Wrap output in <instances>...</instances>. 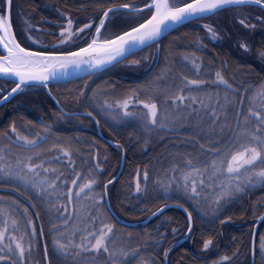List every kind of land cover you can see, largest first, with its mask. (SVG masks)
I'll list each match as a JSON object with an SVG mask.
<instances>
[{"label":"snow or ice","instance_id":"snow-or-ice-1","mask_svg":"<svg viewBox=\"0 0 264 264\" xmlns=\"http://www.w3.org/2000/svg\"><path fill=\"white\" fill-rule=\"evenodd\" d=\"M13 3L14 0H0V78H11L14 84L10 89L0 90V101L6 102L16 93L39 86L55 100L57 111L49 122L42 114L38 123L28 121L18 128L13 120L7 129L0 131V190L12 193L0 196V264H167L175 240L173 245L163 248V259L158 257L167 236V230L160 228L169 221L161 219L154 231H145L139 241L133 240L132 232H117L116 224L120 221L108 215L110 209L105 204L108 185L115 177L104 182L103 191H96L100 187L97 174L103 168L99 150L93 151L94 142L90 141L88 155L84 156L82 149L73 144L79 137L63 138L65 142L61 143L62 138L54 133V128L57 121L66 117L87 116L97 126L101 123L98 117H103L113 131L135 119L146 135L152 130L180 132L185 127L190 130L188 140L196 146L195 151L173 154L175 162L158 172L151 185L152 193L165 201L175 200L186 213L184 236L192 233L193 211L181 201L189 202L194 211L216 220L232 201L250 194L258 186L264 188V81L255 91L242 81L237 82L234 73L230 82L226 78L225 61L213 72L214 62L210 60L205 65L203 57L196 54L205 47L199 37L190 45L195 51L169 52L164 67L150 79L120 92L116 91L115 83L89 92V81H85L84 87L70 89L69 102L79 106L83 101L87 105L84 112L65 111L49 88L50 83H68L69 79L92 76L144 48L151 49L152 45L156 48L128 60L127 64L138 66L148 62L150 56L155 63L161 47L159 41L175 28L226 7L256 5L264 10V0H129L127 3L95 0V15L86 18L87 22L79 27L75 25L80 17L74 18L71 9H57L60 23L52 31L25 20L20 32L12 23ZM87 7L82 3L78 11ZM121 13L124 15H118ZM247 19V14H237L234 22L245 29H254L255 25L247 23ZM255 19L264 24V16ZM117 21L123 27H114L106 33L105 29ZM202 27L212 40L219 38L211 25ZM33 31L53 36L54 40L46 42L43 36H33ZM239 47L250 50L243 38ZM255 55L264 62V47ZM169 56L173 61L179 57V67L174 68ZM193 116L196 120L190 123ZM50 139L48 147H41ZM114 143L123 151L119 140ZM77 159L81 161L79 170ZM150 179L146 166L141 183L137 168L133 178L137 196L149 195ZM169 206L161 203L150 215H160ZM258 207H264V196L253 202V212ZM42 215L48 217L47 235L43 228L37 232L35 227ZM255 219L264 220V212ZM230 220V216H225L220 223ZM252 230L254 236L255 225ZM178 231L179 227L171 229L173 234ZM41 241H45L42 255ZM212 242L211 237L204 238L202 249L210 250ZM256 250L253 239L250 248L253 264ZM258 250L260 264H264V233L259 236ZM238 252L239 246L231 255H221L208 264H231Z\"/></svg>","mask_w":264,"mask_h":264},{"label":"trees","instance_id":"trees-1","mask_svg":"<svg viewBox=\"0 0 264 264\" xmlns=\"http://www.w3.org/2000/svg\"><path fill=\"white\" fill-rule=\"evenodd\" d=\"M108 2L127 3L129 0H108ZM82 3L88 5V7L84 11H78ZM94 3L95 0H32V2L30 0H14L12 23L17 32H20L25 26V20L38 28L52 31L54 25L60 23L57 9L61 11L71 9V14L74 18L80 17L79 22L75 25L79 27L80 23L87 22L86 18H92L95 15ZM18 12L21 14L17 15ZM237 14H247L248 19L246 22L254 24L255 28L245 29L239 23L234 22ZM257 16H264V10L256 5L242 8L226 7L213 15L205 16L202 20L191 21L175 28V30L163 36L159 41L161 47L158 64L149 74L147 72L153 64L151 56L148 62H142L138 66H128L127 61L148 54L151 49L156 48V45H152L151 49L144 48L142 52L136 53L135 56L127 57L119 64L107 67L92 76L72 79L68 83L49 84V88L52 89V95L55 96L56 100L60 101V106L64 107L65 111H85L87 105L83 101L79 106L69 102L68 92L70 89L84 87L85 81H89V92L98 86L104 87L106 84L112 83L117 85L116 91L120 92L150 79L164 67L165 56L169 55V52L175 54L195 51L190 45L194 44L197 37H199L200 43L205 47L202 52H197L196 54L203 57L205 65L210 60L213 61L214 72L221 62L225 61L227 68H229L226 72V78L231 82V75L234 73L236 81H242L255 91L259 88L261 82L264 81V65L257 62L252 63L253 61L250 62L251 58L256 57V51L264 46V24L255 19ZM95 18L98 20V16H95ZM204 24L214 27L219 38L212 40L202 27ZM114 27H123V24L120 21H117L115 25L110 24L106 29L107 32L113 30ZM55 31L58 32L59 28H55ZM32 35L43 36L46 42L54 40L53 36L46 35L43 32L33 31ZM242 38L243 42L250 46L249 51L239 47ZM234 57L243 59V63L239 64V70H236L237 65L232 61ZM169 62L173 64L174 68L179 67L178 56L175 61L169 56ZM190 78L195 79L197 77L190 75ZM13 86L12 81L0 79V90H7ZM220 90L222 91L223 89L221 88ZM0 94H2V91H0ZM250 94L252 93H248V95ZM238 100L240 104L239 98L236 99V104H238ZM244 105H248L246 99ZM88 110L91 111V109ZM55 111H57L55 100L52 99V96L47 95V91L44 88L37 86L25 89L0 105V131L7 129L8 124L13 120H15L18 128L28 121L38 123L42 114L44 120L49 122L54 119L52 113ZM98 118L101 121L99 127L104 137L112 141L119 140L123 145L124 163L122 170L107 188V199L111 209L114 210L117 216L126 221L138 222L160 206L161 203H176L175 200L165 201L162 197L152 193L151 185L158 172H163L164 169L169 167L170 163L175 162L172 160L173 154L195 151L196 146L188 140L192 134L190 130L187 127L180 132L152 130L150 134L146 135L140 123L135 119H131L127 121L126 125L117 127L113 131L102 117ZM195 120L196 117L193 116L190 123H194ZM94 126V121L87 116L66 117L63 121L56 122L54 133L62 138L61 143L65 142L63 138L79 137V141H73V144L74 147L82 149L84 156L88 155L89 142H94L93 151L98 149L99 156L103 161V168L97 174L100 187L96 191H103L104 182L112 180V177L116 174L121 161L122 151L115 145L113 146L98 137L99 135ZM197 139H200L202 143L204 142L203 138L198 137ZM50 142L51 139L41 145V147H48ZM52 154L55 155V153ZM80 162V159H77V170H79ZM146 166L151 177L149 180V195L142 193L137 196L133 191L135 188L133 178L136 176L137 168H139L141 183H143L142 174ZM89 167H91V163ZM84 171H88V169H84ZM129 184L132 185L131 188L128 186ZM9 194L12 193L0 190V196ZM261 196H264V188L258 186L250 194L246 193L242 198L232 201L227 206V211L224 212V215L216 220H212L211 216H204L202 213L194 211L190 207L189 202L181 201L185 207H189V210L193 211V228L189 236H184L187 231V218L183 211L175 207L165 209L159 216H155L145 225L129 227L117 223L116 229L118 233H134L133 240L139 241L143 239L141 234L145 231H154L161 219H167L169 223L160 228V231L167 230V236L163 247L159 249V259H163V248L173 245L175 240V245L171 247L167 257L168 264H208L209 261L218 259L221 255H231L232 250L237 248V246H239V252L232 258L231 264H247L250 260V238L253 221H255V216H258L264 210V207H258L253 212L252 204L254 201H258ZM108 215L111 216L110 213ZM225 216H230L231 220L221 224L220 220H223ZM35 227L37 232L43 228L47 235L48 217L42 215L41 219L35 222ZM173 227H179L180 231L173 234L171 232ZM255 233L257 245L255 264H260L258 241L260 234L264 233V220L259 223ZM207 237H211L213 242L210 250L205 251L201 246L203 239ZM44 243L45 241L40 242V255L43 253L42 245Z\"/></svg>","mask_w":264,"mask_h":264},{"label":"water","instance_id":"water-1","mask_svg":"<svg viewBox=\"0 0 264 264\" xmlns=\"http://www.w3.org/2000/svg\"><path fill=\"white\" fill-rule=\"evenodd\" d=\"M158 59H159V55H158V57H157V59H156V62L155 63H153V65H152V67L150 68V70L147 72V74H149V73H151L153 70H154V68L156 67V65H157V61H158ZM0 79H3V80H9V81H12L11 80V78H9V79H4V78H0ZM69 80H72V79H69ZM50 84H53V83H50ZM47 91V90H46ZM17 94V93H16ZM15 95V94H14ZM13 95V96H14ZM13 96H11V97H13ZM11 97H9L8 99H10ZM8 101V100H7ZM6 101V102H7ZM3 103H5L4 101H0V105H2ZM80 112H84V111H80ZM93 121H94V123H95V128H96V132H97V134L99 135L98 137H101L102 139H104L105 141H107L109 144H111V145H115V143H114V141H112V140H110V139H108V138H106V137H104V135L102 134V132H101V129H100V127L99 126H97V124H96V121L94 120V119H92ZM121 157V161H120V164H119V166H118V169H117V171H116V174H115V176L114 177H118V175L120 174V172H121V170H122V167H123V163H124V152L122 151V155L120 156ZM113 178V177H112ZM108 198V196L105 198V204H106V206L110 209V215L111 216H114V217H116L119 221H120V223L119 224H122V225H125V226H141V225H145V224H147L152 218H154V217H152L150 214L152 213V212H154L155 210H153L151 213H149L145 218H143L142 220H140L139 222H131V221H126V220H123V219H120L118 216H117V214L114 212V210L113 209H111V206H110V203H109V200L107 199ZM167 204H169L170 206L169 207H175V208H178V209H180L181 211H183V209L182 208H180V207H178L177 206V204L176 203H173V202H167ZM159 207V206H158ZM168 207V208H169ZM167 209V208H166ZM184 212V211H183ZM262 212H264V210L262 211ZM185 214V216H186V218H187V215H186V213H184ZM260 215V214H259ZM258 215V216H259ZM159 216V215H158ZM262 220H260V221H257L256 219H255V221H253L254 223H253V225H255V232H256V230H257V227H258V225H259V223L261 222ZM252 229H253V226H252ZM256 234V233H255ZM255 234H254V236H253V230L251 231V240H250V248H251V244H252V241H253V239H255ZM43 246H44V244L42 245V248H43ZM250 261H249V263L248 264H253V254H252V252L250 251ZM168 264V263H167Z\"/></svg>","mask_w":264,"mask_h":264},{"label":"flooded vegetation","instance_id":"flooded-vegetation-1","mask_svg":"<svg viewBox=\"0 0 264 264\" xmlns=\"http://www.w3.org/2000/svg\"><path fill=\"white\" fill-rule=\"evenodd\" d=\"M31 2H32V0H30ZM264 44V43H263ZM264 47V46H263ZM232 61L233 62H235V64L237 65V67H236V70H239V64H242L243 63V59H241V58H238V57H234V58H232ZM253 61V62H252ZM250 62H252V63H255V62H257V63H261V64H263L264 65V62H261L259 59H257L256 57H254V58H251L250 59ZM227 69H229V68H227ZM237 82H239V81H237ZM239 104V103H238ZM240 105V104H239Z\"/></svg>","mask_w":264,"mask_h":264},{"label":"rangeland","instance_id":"rangeland-1","mask_svg":"<svg viewBox=\"0 0 264 264\" xmlns=\"http://www.w3.org/2000/svg\"><path fill=\"white\" fill-rule=\"evenodd\" d=\"M105 32L107 33V30H106V29H105ZM31 34H32V33H31ZM157 64H158V63H157ZM152 65H153V64H152ZM152 65H151V67H152ZM156 66H157V65H156ZM151 67H150V68H151ZM149 70H150V69H149ZM149 70H148V71H149ZM250 95H251V94H250ZM237 103H239V100H238ZM237 105L239 106V104H237ZM247 107H248V105H244V108H245V109H247ZM102 118H103V117H102ZM103 119H104V118H103ZM129 120H131V119H129ZM110 123H111V122H110Z\"/></svg>","mask_w":264,"mask_h":264},{"label":"bare ground","instance_id":"bare-ground-1","mask_svg":"<svg viewBox=\"0 0 264 264\" xmlns=\"http://www.w3.org/2000/svg\"><path fill=\"white\" fill-rule=\"evenodd\" d=\"M159 60V59H158Z\"/></svg>","mask_w":264,"mask_h":264}]
</instances>
